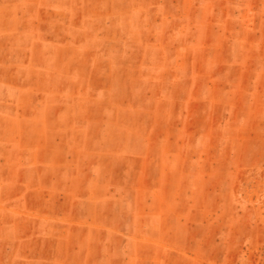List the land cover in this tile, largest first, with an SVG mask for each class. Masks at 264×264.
<instances>
[{
  "label": "rangeland",
  "instance_id": "374dc122",
  "mask_svg": "<svg viewBox=\"0 0 264 264\" xmlns=\"http://www.w3.org/2000/svg\"><path fill=\"white\" fill-rule=\"evenodd\" d=\"M0 264H264V0H0Z\"/></svg>",
  "mask_w": 264,
  "mask_h": 264
}]
</instances>
